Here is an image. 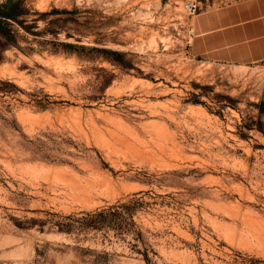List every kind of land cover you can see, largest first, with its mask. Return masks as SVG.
Instances as JSON below:
<instances>
[{"label":"rangeland","instance_id":"1","mask_svg":"<svg viewBox=\"0 0 264 264\" xmlns=\"http://www.w3.org/2000/svg\"><path fill=\"white\" fill-rule=\"evenodd\" d=\"M199 1L0 0V264H264V59Z\"/></svg>","mask_w":264,"mask_h":264},{"label":"crops","instance_id":"2","mask_svg":"<svg viewBox=\"0 0 264 264\" xmlns=\"http://www.w3.org/2000/svg\"><path fill=\"white\" fill-rule=\"evenodd\" d=\"M190 33L188 46L197 56L234 64L264 59V0H234L200 10Z\"/></svg>","mask_w":264,"mask_h":264},{"label":"built area","instance_id":"3","mask_svg":"<svg viewBox=\"0 0 264 264\" xmlns=\"http://www.w3.org/2000/svg\"><path fill=\"white\" fill-rule=\"evenodd\" d=\"M199 0H184L183 2V10L185 14L191 15L195 13L200 7Z\"/></svg>","mask_w":264,"mask_h":264},{"label":"trees","instance_id":"4","mask_svg":"<svg viewBox=\"0 0 264 264\" xmlns=\"http://www.w3.org/2000/svg\"><path fill=\"white\" fill-rule=\"evenodd\" d=\"M3 7L0 6V16L3 18H10L11 17V12H5V11H2Z\"/></svg>","mask_w":264,"mask_h":264}]
</instances>
